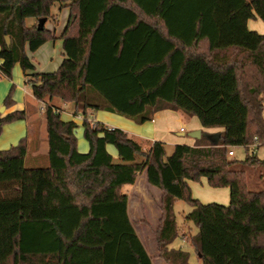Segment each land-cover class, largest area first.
<instances>
[{"label":"trees","instance_id":"trees-1","mask_svg":"<svg viewBox=\"0 0 264 264\" xmlns=\"http://www.w3.org/2000/svg\"><path fill=\"white\" fill-rule=\"evenodd\" d=\"M54 4L69 9L58 37L66 56L57 70L34 72L26 48L57 39L46 24ZM257 16L264 21V0H0V76L12 78L17 63L33 71L27 83L45 104L49 154L48 166L27 167V137L0 149V264H155L123 192L144 172L162 191L155 242L166 264H192L171 245L181 234L174 205L182 199L198 228L182 238L200 264H264V189L248 183L252 170L264 176L252 146L264 145V34L248 27ZM55 98L83 116L87 152ZM164 108L223 128L220 140L175 144L170 154L154 141L143 162L120 163L107 146L130 143L129 134L88 118L105 110L143 124ZM26 118L25 109L0 114V133ZM231 147L245 148V158L230 156ZM202 177L230 189L229 205L192 195L189 181Z\"/></svg>","mask_w":264,"mask_h":264},{"label":"crops","instance_id":"crops-1","mask_svg":"<svg viewBox=\"0 0 264 264\" xmlns=\"http://www.w3.org/2000/svg\"><path fill=\"white\" fill-rule=\"evenodd\" d=\"M64 9L66 11L68 10L67 7L60 9L61 14H64ZM258 18L259 17L257 16V18L250 19V20H257ZM51 24H52L51 27L50 26H47V27H50L52 30H55L56 37L58 38L59 35L64 30V28H63L62 24L58 23L57 18H56V22L53 21V23H51ZM62 43H63L62 40L59 42H58V40L57 41L48 40V42L44 43L37 50L32 51V52L30 51L29 47L27 46L26 49H27L28 57H30V58L36 57V59H38V61L37 60L32 61L35 65V69L33 71L34 72H46V73H48L49 71H53L56 68H58L62 64V62L64 61L65 56H66L64 46ZM0 63H1V60H0ZM17 65H18V63L15 65V67ZM21 69H22V67H21ZM22 71H23V69H22ZM33 71H27L26 73L23 72L24 77H25V83L27 85H29V84L27 83L26 74H31V73H33ZM14 72H16L15 76H18V80H20L21 75H20L19 71L17 70ZM12 73H13V71H12ZM1 76L6 77L4 75H1ZM1 82H0V84H1ZM7 84L8 83H6V85H4V89L7 87ZM2 88H3V86H2ZM24 90L26 92V89H24ZM6 91H7V89H5L0 94L1 95L0 96V106L2 103L4 104V102H2V97H4ZM32 95H33V92H32ZM27 96H28V94H27ZM29 99H31V100L28 101L27 99H25L24 101H21V98L19 97V95H16L15 97H13L14 103L12 104V106L7 107L4 104L2 112L0 113L1 115H5V114H7L11 111H14V110L25 109L27 111V118L24 120L20 119V121L18 120L19 122L15 121V122L7 123V124L3 125L2 132L5 130V128H6V130H9V131H8V134L4 137L5 139H3L4 140L3 143H1V138H0V149L3 150L5 148H9L8 146H6L7 143H12L11 145H16L18 143V141L23 137L28 138V149H29L30 142L32 143L33 147H35V146L39 147L41 141H44V142L46 141V149L44 148L46 154L43 155L40 153L41 154L40 155L38 153L34 156L33 159L35 162L36 161H43L44 165L48 166L49 165V154H48V136H47V130H46V120L44 123V127H43L42 122L38 123L35 121L32 125H31V123H29V120H28L29 119L28 118L29 117L28 116V110H29L28 108L30 106L29 103H31L30 101H34V99H36V98L33 95ZM55 99L52 100V103L56 104L57 106L60 107L61 113L62 114L66 113V114L72 116V117H69L67 119L75 120L79 126H80V124L81 125L83 124V120H84L83 116L80 114L76 115L74 113L75 107H74L73 103L62 102L63 105L68 106V108H67L68 110L69 109L72 110L73 113H71L68 110H66V111L62 110V109H64L63 108L64 106L62 104L55 103L56 102ZM106 112H108V111H106ZM263 114H264V111H263ZM152 117H153L152 120H149L143 124H139V123L135 122L133 119H132L133 121L129 122L127 120H122V118H113L112 115H110L108 113L101 112V110H99L97 113H95L94 110H90L88 112V118L89 119L96 121V122L102 121L106 126L111 127V128L120 127L129 134L130 141L132 138L138 139L140 141H144V142H146L148 148L150 146V142H154V141H161L163 143L165 142L167 144V146H170V147L172 145L180 144V143L193 145L195 143L196 139H194L191 136H188V134L184 135V134L180 133V131L187 132L186 130H196V129H202L203 130L204 129V127L202 126V124H201V122L197 116L196 117L198 118V121L196 119L195 123H193V125H192L191 124L192 120L195 119L196 117L189 116L184 111H182L180 109L179 110H173L170 108H164L163 110H159V111L155 112ZM67 119H65V120H67ZM43 120H44V117H43ZM23 121H25V122H23ZM112 121H114V122H112ZM8 124H10V125H8ZM6 125H8V127ZM110 125H112V126H110ZM77 129H76V131H77ZM208 129H209L210 133L222 132V130H223V128H220V127H212V128H208ZM82 135H83V127H82ZM76 136H77V132H76ZM188 137H190V138H188ZM77 138H78V150L80 152H83V153L87 152L89 149L88 141H85V140L80 141L78 136H77ZM112 146L113 145H108L107 149L113 155L114 162H117L118 159L127 160V158H130L132 155H133V158L134 157L138 158V160H136L137 162H143L144 161V156L141 154V152H139L138 154H132L131 155L130 153L127 152V150H124L123 143L117 145V146L121 147L119 149L111 150ZM27 152H28V150H27ZM132 162L131 161H124V162H120V163H132ZM201 179L205 180V181H204V183H202V186L199 188L203 189L206 192V194H208L212 197L214 195L216 196L213 199H208V200L207 199L204 200L203 198H200V200L202 199L201 201L203 203H205V204L212 203V201H214V200L216 202L223 204V205H228L230 203L231 195H230V189L228 187H214L213 188L208 184V180L205 177H202ZM193 182L194 181H189L191 186H192ZM140 184L145 186V188L148 191L150 189L151 192L155 195L156 200L153 198H151V200H152V202H154V205L156 202L159 204L158 211L160 213L159 208L161 205L162 191L147 182L145 172L140 175V177L138 178V180L136 181L135 184L127 185V186H130L129 190L132 192V194L136 193L142 198V200L146 204V206H151V201H149L147 195L142 190L139 189ZM195 185H197V183H195ZM127 186H125L123 188V192L125 194H127L128 197L130 198L129 199V214H130L132 202H134L136 200V198L130 197V193L126 192ZM191 189H193V186ZM130 216H131V214H130ZM160 217H161V213H160V216L158 218V222H159ZM131 219H132V217H131ZM158 222L156 224V227L158 226Z\"/></svg>","mask_w":264,"mask_h":264},{"label":"rangeland","instance_id":"rangeland-1","mask_svg":"<svg viewBox=\"0 0 264 264\" xmlns=\"http://www.w3.org/2000/svg\"><path fill=\"white\" fill-rule=\"evenodd\" d=\"M52 7H53L52 11L54 14H56V17L50 18V20H48V22L46 23L47 26L51 27L52 26L51 23H53V21L56 22V18H57L58 23L62 24V26L64 28L66 25V20H67L68 14H69V9L67 11L64 9V14H61V10H60V7H58V5L54 4ZM32 21H33L32 17L27 19L28 24H31ZM248 27H249V29H251L253 31H256V32L258 31L261 34H264V21L260 17L257 20H250L248 23ZM49 40H52V39H49ZM57 40L59 42L62 39H59V38L55 39V41H57ZM31 59H32V61L33 60L38 61V59H36V57H33ZM57 69L58 68H56L55 70H57ZM17 70L19 71V73L21 75L20 80H18V76H15L16 72H14V71H17ZM55 70H53V71H55ZM0 82H1L0 94L5 89H7L4 97H2V102H4V100H5L4 98H6V96L9 94L8 92L11 91L12 86L14 87L13 97H15L16 95H19V97L21 98V101H24L25 99H27L28 101L31 100L29 98H31L33 96L32 95V89H31L30 85H27L25 83L24 73H23L19 63L13 70L12 78L0 76ZM6 83H8V84H7V87L4 89V85H6ZM2 86H3V88H2ZM24 89H26V92ZM27 94H28V96H27ZM55 100H56L55 103L62 104V101L60 99L56 98ZM30 102L31 103H29L30 106L28 108L29 109L28 110L29 123H31V125H32L35 121L38 123L42 122L43 127H44L45 120H43V112H44L45 104L42 101H39L36 99H34V101H30ZM63 106H64L63 107L64 109H62V110H64V111L68 110L67 109L68 106H65V105H63ZM3 107H4V104L2 103L0 106V113L2 112ZM68 111L73 113L71 109H69ZM97 112L98 111H95V113H97ZM101 112L108 113V114L112 115L113 118H122V120H127L129 122L133 121L132 119H129L125 116H122L118 113L114 114V113L106 112L104 110H101ZM62 117L64 119H67V118L72 117V116H70L66 113H63ZM196 119L198 121V118L196 117L195 119L192 120V123H191L192 125H193V123H195ZM23 122H25V121H23ZM112 122H114V121H112ZM8 125H10V124H8ZM8 125H6V126L8 127ZM110 126H112V125H110ZM8 131L9 130H6V128H5V130L0 133L1 143H3V141H4L3 139H5L4 137L8 134ZM186 131L189 132V131H193V130H186ZM76 132H77V136L79 137L80 141L81 140L87 141L85 136L82 135V125L81 124L78 127ZM203 132L210 133L208 128H204ZM203 137L207 141L211 142L208 137H206V136H203ZM188 138H190V137H188ZM11 144L12 143H7L6 146L10 147V146H12ZM123 147H124V150H127V152L130 153L131 155L132 154H138L139 152H141V154L143 155L146 151H148V146H147L146 142L140 141L138 139H133V138L131 139L130 143H123ZM44 148L46 149V141L45 142L41 141L39 147H36V146L33 147L32 143L30 142L29 149L27 152L28 155H27L26 161H25V165L27 167L45 166L43 161H36L35 162L33 159L34 156L38 153L39 154L41 153L43 155L46 154ZM119 148H121V147H119L117 145L116 146L113 145L111 150L119 149ZM167 149H168V153L170 154L172 152L171 147L168 146ZM231 149H234V147H231ZM234 155L239 159H244L245 155H246V149L243 147H236ZM257 155L259 158H264V145H261V147L257 150ZM136 160H138V158H136V157L133 158V155H132L130 158H127V160L118 159L117 162H124V161L137 162ZM260 173L261 172L258 170H252L249 172V174H248L249 182L248 183H249V187L251 189H255V190L264 189V176L259 177ZM204 181L205 180L200 179V181H197V182L194 181L192 183V186H193L192 195L197 199L198 198L199 199L203 198L204 200L205 199H207V200L213 199L214 197H216L215 195L212 197V196L206 194V192L203 189L199 188L202 186V183H204ZM195 183H197V185H195ZM190 186H191V184H190ZM192 186H191V188H192ZM129 189H130V186H127L126 192L130 193V197L136 198V200L134 202H132V207L130 209V214H131L132 220L134 221L135 229L138 231V234L140 235L144 245L147 247L148 251L153 256V262L155 264H166V262H164L162 259L159 258L158 252L156 250L155 227H156V224L158 222V218L160 216V213L158 211L159 204L155 201L156 203L154 205V202H152V200H151V198L156 200L155 195L151 192L150 189L148 191L145 188V186L140 184L139 189L142 190L147 195L149 201H151V206H146V204L143 202L142 198L136 193L132 194V192ZM214 202H216V201L215 200L212 201V203H214ZM191 209H192V206L188 201H186L184 199L176 201V203L174 205V212L176 213V216H177V223L179 225V228L181 229V234L173 241V243L171 245H173L174 247H177V248H182V249L184 248L190 254L189 261H191L192 264H200L198 254L196 253L194 246L182 238L183 236L187 235L188 233L192 232L193 234H196L198 232V228L194 225V223L191 221H188L186 219V215L188 214L189 211H191Z\"/></svg>","mask_w":264,"mask_h":264},{"label":"water","instance_id":"water-1","mask_svg":"<svg viewBox=\"0 0 264 264\" xmlns=\"http://www.w3.org/2000/svg\"><path fill=\"white\" fill-rule=\"evenodd\" d=\"M45 22H46V18H41L39 20V24L41 26H44L45 25ZM6 41H8V44L10 45L11 44V41H10V37L9 36H6ZM1 126V124H0ZM180 133L182 134H188L189 136L193 137V138H202L203 136H206L210 139L211 142H218L221 138V132H212V133H207V132H203L202 129H196V130H193V131H189V132H185V131H180Z\"/></svg>","mask_w":264,"mask_h":264},{"label":"built area","instance_id":"built-area-1","mask_svg":"<svg viewBox=\"0 0 264 264\" xmlns=\"http://www.w3.org/2000/svg\"><path fill=\"white\" fill-rule=\"evenodd\" d=\"M256 140H257V138H256ZM253 152H257V150L259 149V143H254L253 145ZM229 154H230V156H233L234 154H235V148L234 149H232V150H230L229 151Z\"/></svg>","mask_w":264,"mask_h":264}]
</instances>
